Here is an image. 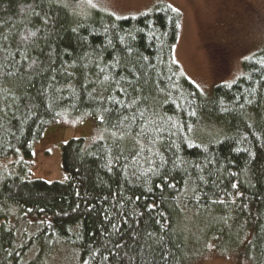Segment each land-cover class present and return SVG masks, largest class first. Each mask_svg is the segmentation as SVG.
<instances>
[{"label": "trees", "instance_id": "trees-1", "mask_svg": "<svg viewBox=\"0 0 264 264\" xmlns=\"http://www.w3.org/2000/svg\"><path fill=\"white\" fill-rule=\"evenodd\" d=\"M78 1L0 0V161H25L0 171V264L63 248L77 264H264V48L207 95L174 61L176 10L118 19ZM65 118L105 134L62 146L65 181L30 179ZM17 220L36 227L21 245Z\"/></svg>", "mask_w": 264, "mask_h": 264}, {"label": "rangeland", "instance_id": "rangeland-1", "mask_svg": "<svg viewBox=\"0 0 264 264\" xmlns=\"http://www.w3.org/2000/svg\"><path fill=\"white\" fill-rule=\"evenodd\" d=\"M78 2V8L83 13L101 10L118 19L138 17L152 11L159 4L176 10L181 15V27L179 40L174 49V61L181 67L184 75L207 95L211 94L216 85L234 83L244 73V61L264 48V0ZM98 128L88 119L70 118L49 126L43 138L35 144L32 159L26 162V176L49 183L65 181L61 166L62 146L75 138L90 141H95L100 136L103 138L105 133ZM10 164H15V167L6 170L7 174L17 176L24 171L22 164L25 165V161L21 157L1 160L0 171ZM12 219L14 221L16 218ZM19 221L17 220L19 239L17 245H21L23 239L30 238L36 230L29 221ZM77 261L76 251L63 248L55 252L44 264H77ZM191 264L250 263L236 252L220 255L214 251H206Z\"/></svg>", "mask_w": 264, "mask_h": 264}]
</instances>
